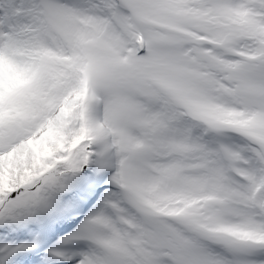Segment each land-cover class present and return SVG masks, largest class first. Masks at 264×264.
Instances as JSON below:
<instances>
[{"label":"snow or ice","instance_id":"snow-or-ice-1","mask_svg":"<svg viewBox=\"0 0 264 264\" xmlns=\"http://www.w3.org/2000/svg\"><path fill=\"white\" fill-rule=\"evenodd\" d=\"M0 264H264V0H0Z\"/></svg>","mask_w":264,"mask_h":264}]
</instances>
